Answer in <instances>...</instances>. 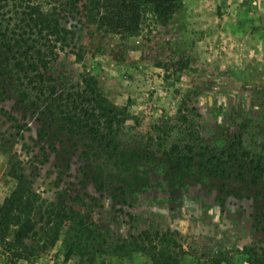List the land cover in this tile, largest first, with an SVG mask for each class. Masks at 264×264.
<instances>
[{"label": "rangeland", "instance_id": "374dc122", "mask_svg": "<svg viewBox=\"0 0 264 264\" xmlns=\"http://www.w3.org/2000/svg\"><path fill=\"white\" fill-rule=\"evenodd\" d=\"M92 0H82L78 14L62 24L73 32V48L59 55L56 70L77 79L82 71L99 81L109 99L126 106L138 120L135 132H150L156 122L174 123L178 109L193 106L201 134L218 145L242 123L264 125V0H184V15L168 23L145 18L136 36L105 34L89 21ZM74 53L82 56L76 62ZM12 98L0 100V205L15 187L10 157L20 161L36 203L73 207L88 226L109 240H133L169 251H221L229 264H247L245 248L264 249L261 230L253 228L252 200L228 197L224 207L216 193L198 180L181 189L169 187L155 172L149 188L117 204L83 177L85 164L76 152L66 159L36 137L38 124L29 112H17ZM16 119L13 122L9 119ZM133 118V119H134ZM135 127L134 120L127 122ZM20 126V128H17ZM127 132L134 134L132 129ZM68 168H64L63 160ZM79 195L81 202L72 199ZM264 212V209L262 210ZM261 221V219H260ZM172 239L174 245L167 244ZM163 240V241H162ZM62 236L35 258L13 263L0 252V264H74L64 260ZM105 264H150L133 252L125 257L103 254ZM98 261V260H97ZM181 264H196L189 256Z\"/></svg>", "mask_w": 264, "mask_h": 264}, {"label": "trees", "instance_id": "16d2710c", "mask_svg": "<svg viewBox=\"0 0 264 264\" xmlns=\"http://www.w3.org/2000/svg\"><path fill=\"white\" fill-rule=\"evenodd\" d=\"M81 1L0 0V100L14 99L17 112L34 117L36 137L52 153H58L57 146L66 159L79 152L85 164L83 177L117 204L126 205L128 195L145 192L150 174L156 172L172 188L198 180L215 191L221 208L228 197L260 206L264 201V125L242 123L237 132L214 146L201 134L196 109L185 106L177 110L174 123L161 120L150 132H135L138 120L126 106L109 99L94 75L84 70L73 79L56 70L59 55L74 46L73 32L62 20L77 15ZM91 4V24L105 34L128 37L139 33L147 17L154 24H165L184 15V0H92ZM72 53L81 62L82 56ZM9 119L16 122L12 116ZM129 120H134L135 127H128ZM9 165L15 187L0 205V252L11 263L44 254L62 236L64 260L76 256L74 264H105L99 260L103 254L125 257L133 252L147 256L150 264H181L184 256L196 264H229L221 251L209 257L197 247L159 249L149 233L145 235L149 247L138 245L133 237L109 240L88 226L73 207L53 204L42 211L20 161L12 155ZM62 166L68 168L65 159ZM72 202L80 203L79 195ZM262 208L264 203L254 210L253 228L264 236ZM167 244L175 242L169 239ZM244 254L247 264H264V249L248 247Z\"/></svg>", "mask_w": 264, "mask_h": 264}]
</instances>
